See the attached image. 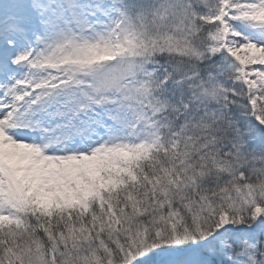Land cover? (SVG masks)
Returning <instances> with one entry per match:
<instances>
[{"label": "snow or ice", "instance_id": "6c2138e0", "mask_svg": "<svg viewBox=\"0 0 264 264\" xmlns=\"http://www.w3.org/2000/svg\"><path fill=\"white\" fill-rule=\"evenodd\" d=\"M0 264H264V0H0Z\"/></svg>", "mask_w": 264, "mask_h": 264}]
</instances>
